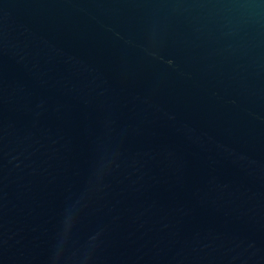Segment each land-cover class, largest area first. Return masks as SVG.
I'll list each match as a JSON object with an SVG mask.
<instances>
[{
    "label": "water",
    "instance_id": "95a60500",
    "mask_svg": "<svg viewBox=\"0 0 264 264\" xmlns=\"http://www.w3.org/2000/svg\"><path fill=\"white\" fill-rule=\"evenodd\" d=\"M0 264H264V0H0Z\"/></svg>",
    "mask_w": 264,
    "mask_h": 264
}]
</instances>
